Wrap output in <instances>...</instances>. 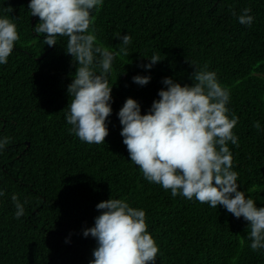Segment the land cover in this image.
Listing matches in <instances>:
<instances>
[{"label":"trees","instance_id":"16d2710c","mask_svg":"<svg viewBox=\"0 0 264 264\" xmlns=\"http://www.w3.org/2000/svg\"><path fill=\"white\" fill-rule=\"evenodd\" d=\"M29 3L0 0V18L13 19L20 35L0 64V139L10 138L0 150V264H90L97 242L83 232L100 215L96 205L110 198L146 212L160 250L156 264H264V249L251 250L243 218L146 181L130 161L118 118L126 99L147 114L166 90L163 79L191 85L192 73L207 65L230 89L227 107L239 118V147L228 143L238 190L264 207V0H103L92 12L98 43L118 51L117 33L132 42L128 55L113 61L109 135L99 145L69 132L67 87L77 65L65 53L67 38L50 47L33 31L39 18ZM245 8L251 26L232 15ZM154 54L161 62L142 67ZM137 75L150 82L135 84ZM13 195L24 205L19 219Z\"/></svg>","mask_w":264,"mask_h":264},{"label":"clouds","instance_id":"9594fccd","mask_svg":"<svg viewBox=\"0 0 264 264\" xmlns=\"http://www.w3.org/2000/svg\"><path fill=\"white\" fill-rule=\"evenodd\" d=\"M103 0H30L28 9L39 23L33 31L43 35V43L57 45V39L67 38L65 53L77 65L67 92L70 97L67 124L82 142L105 143L109 135L107 120L112 115V88L109 76L113 61L127 56L131 44L129 35L122 37L118 51L110 50L97 41L95 16ZM11 7L5 12L11 13ZM245 8L237 16L239 24L251 26L254 17ZM20 40L16 23L8 16L0 18V64H6ZM146 69L161 62L154 54ZM187 62V61H186ZM150 76L137 75L133 82L145 86ZM192 84L163 79L166 90L158 92L147 114H141L136 100L126 99L119 110L120 132L130 161L138 167L143 178L171 192L172 197L195 199L211 208L222 206L236 219L248 224V239L253 252L264 249V207L238 190L239 173L233 170V154L228 143L239 147L234 129L239 122L230 115V89L223 86L215 71L208 66L197 69L191 76ZM253 127L260 130L259 122ZM10 143L9 137L0 139V150ZM4 193L0 192V196ZM15 218L25 214L17 195L12 196ZM100 212L94 226L83 232L97 242L90 264H156L159 248L148 231L146 212L134 208L121 199L110 198L96 205Z\"/></svg>","mask_w":264,"mask_h":264}]
</instances>
